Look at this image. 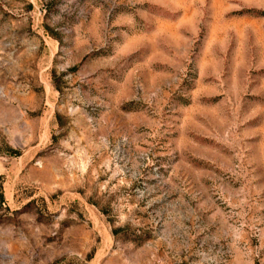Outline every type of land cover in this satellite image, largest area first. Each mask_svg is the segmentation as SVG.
Here are the masks:
<instances>
[{"label": "rangeland", "instance_id": "obj_1", "mask_svg": "<svg viewBox=\"0 0 264 264\" xmlns=\"http://www.w3.org/2000/svg\"><path fill=\"white\" fill-rule=\"evenodd\" d=\"M0 264H264V0H0Z\"/></svg>", "mask_w": 264, "mask_h": 264}]
</instances>
